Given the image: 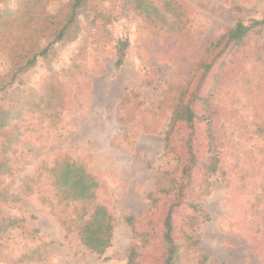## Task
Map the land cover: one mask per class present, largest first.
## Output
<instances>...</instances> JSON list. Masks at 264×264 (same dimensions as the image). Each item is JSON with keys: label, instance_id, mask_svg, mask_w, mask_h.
Instances as JSON below:
<instances>
[{"label": "rangeland", "instance_id": "rangeland-1", "mask_svg": "<svg viewBox=\"0 0 264 264\" xmlns=\"http://www.w3.org/2000/svg\"><path fill=\"white\" fill-rule=\"evenodd\" d=\"M71 2L0 0L6 52L49 44L12 84L0 50V264H165L168 214L176 264H264V0H85L53 41ZM62 162L98 184L101 255L60 223L93 211Z\"/></svg>", "mask_w": 264, "mask_h": 264}, {"label": "trees", "instance_id": "trees-1", "mask_svg": "<svg viewBox=\"0 0 264 264\" xmlns=\"http://www.w3.org/2000/svg\"><path fill=\"white\" fill-rule=\"evenodd\" d=\"M84 2L85 0H72V4L69 7L68 20L66 21L63 28L59 30L57 34H55L53 41L61 40L63 38V31L73 23L79 11L83 8ZM237 29L238 30H236L235 34L232 36V39L235 41H239L246 30V28H243L242 26H238ZM3 38L5 37L3 36ZM217 45H219V43ZM48 46L49 44H47L41 50H29L25 54L18 56L12 53L13 50H7L6 52L5 46L1 45L0 50H4V52H6V54L10 57V60L14 62V66L17 67L16 70L11 74L7 84H12L15 81L18 73H23L27 69L33 67L38 57H45L48 54ZM126 48V41L119 42L117 49L118 58L115 63L116 67L121 65L122 57ZM21 56L25 57V60L18 64L17 59H19ZM186 114H189V110L186 111ZM6 117L7 116L1 119L0 129H3L8 125V119ZM166 147H168L167 142ZM60 165H62L61 167H63V169L57 176V179L53 182V186L56 188V190H60L61 194L70 191V197L65 198L67 201L79 202L81 204L84 203L85 205L92 206L93 208L91 215H89L85 221H83L82 218H76L73 220H61L60 223L66 234L71 231V227L73 225L77 224V227H79L78 235L82 245L91 252L101 255L111 244L112 218L107 213L105 208L94 205L95 192L98 189V184L90 175L85 172V170L80 165L67 162H62ZM85 216L86 214L83 217ZM170 220L171 215L168 214L165 220V240L168 243L169 248L168 257L165 261V264H176L180 248L176 247L172 243V238L170 236L172 226ZM135 257L136 251L133 247H130L127 252V263L134 264Z\"/></svg>", "mask_w": 264, "mask_h": 264}]
</instances>
